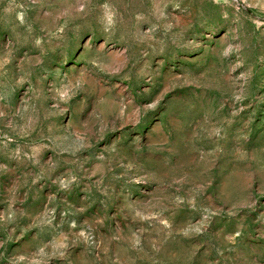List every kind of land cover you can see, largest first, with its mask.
<instances>
[{
  "label": "rangeland",
  "instance_id": "374dc122",
  "mask_svg": "<svg viewBox=\"0 0 264 264\" xmlns=\"http://www.w3.org/2000/svg\"><path fill=\"white\" fill-rule=\"evenodd\" d=\"M0 264H264V0H0Z\"/></svg>",
  "mask_w": 264,
  "mask_h": 264
}]
</instances>
